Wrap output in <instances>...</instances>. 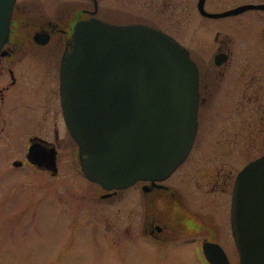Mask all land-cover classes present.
Instances as JSON below:
<instances>
[{
    "label": "rangeland",
    "instance_id": "rangeland-1",
    "mask_svg": "<svg viewBox=\"0 0 264 264\" xmlns=\"http://www.w3.org/2000/svg\"><path fill=\"white\" fill-rule=\"evenodd\" d=\"M14 1L24 7L39 4L43 13L59 14L84 0ZM96 4L99 18L156 25L188 42L193 56L200 53L204 59L209 58L206 37L211 39V24L217 21L206 19L207 25L197 26L179 1L174 2V13L168 12L164 0H97ZM215 6L214 0H205L206 8ZM197 40L201 51L194 47ZM34 58L29 56L27 60ZM23 64L33 67L38 63ZM211 78L208 87L215 91V78ZM259 78L254 72L255 86ZM32 95L27 89L16 88L3 104L11 124L0 128V264H199L198 245L190 242L191 235L183 243H159L140 236L136 232L135 186L100 197L101 189L71 160L67 149L71 150L73 142L63 132H58L56 173L26 161L19 166L11 163L15 158L24 160V138L31 129L22 113L31 115L37 110ZM257 97L244 102L235 97L221 101L217 96L205 100L199 106L193 147L168 181L183 193L190 208L205 217L204 229L217 231L213 238L221 243L228 264L238 261L227 226L230 180L244 162L264 151V95ZM25 102L28 104L23 109ZM218 108L221 114L215 118L212 112ZM220 135L230 138L233 145L222 144L218 151L212 142ZM106 231L120 244L110 243Z\"/></svg>",
    "mask_w": 264,
    "mask_h": 264
},
{
    "label": "water",
    "instance_id": "water-1",
    "mask_svg": "<svg viewBox=\"0 0 264 264\" xmlns=\"http://www.w3.org/2000/svg\"><path fill=\"white\" fill-rule=\"evenodd\" d=\"M13 2L0 0V48ZM96 7L93 0L92 12ZM59 100L85 177L108 189L161 179L181 162L193 139L195 65L185 47L153 25L91 15L74 22L60 57ZM26 158L56 172L54 148L30 142ZM229 220L237 264H264V153L236 172ZM202 247L210 264H228L217 243Z\"/></svg>",
    "mask_w": 264,
    "mask_h": 264
},
{
    "label": "flooded vegetation",
    "instance_id": "flooded-vegetation-1",
    "mask_svg": "<svg viewBox=\"0 0 264 264\" xmlns=\"http://www.w3.org/2000/svg\"><path fill=\"white\" fill-rule=\"evenodd\" d=\"M176 1H179L181 6L183 5L182 9H185L189 16L193 15L196 22H198L197 26H200V23L207 25L205 23L206 19L217 21L211 24V39L209 40L206 37L208 44H206L207 49L205 50L206 52L209 51V58L207 59H204L200 53H197V57L193 56L189 43L179 40L173 33L147 23L176 39L186 48L189 57L194 62L197 100L195 132L185 157L167 176L153 181L137 179L127 187L135 186L134 195L138 216L136 232L140 236L154 239L159 243L166 242V240L183 243L191 235L190 242L198 245L196 257H199V264H210L205 257L202 244L212 242L221 246V243L213 238L214 229L213 232L204 229L203 219L205 217L199 216L197 210L190 208L183 193L174 183L168 181L175 170L185 162L193 147L199 128V106L205 100L217 96L221 101L223 98L232 99L231 97H235L244 102V100L255 99L261 94L264 95V0H214L216 6L212 9L205 7V0H202L200 5H198L199 0ZM164 2L168 3V12L174 13L175 0H164ZM247 4L251 5L246 6ZM37 6L32 7L30 4V6L24 7L22 3H16L15 1L12 5L7 39L0 48V128L6 124L7 126L11 124L9 114H6L3 108L7 94L16 88L17 90L20 88L27 89L31 95L33 92L32 97H35L33 101L36 103L37 110H34L31 115L22 113L23 118L28 121L27 128L31 129L29 132L27 131L28 133L24 138V160L21 161V159L15 158L12 161L18 160L19 164L26 161L33 167L38 168L26 158L27 146L30 142H38L46 148H54L56 164L59 155L58 132L60 131L71 138L72 148L71 150L67 149V151H69L70 158L76 168L81 172L77 144L65 125L59 100V61L61 55L69 47L74 22L88 18L91 15L99 16L95 14L96 11L92 12L93 0H84L79 4H73L66 11H60L62 13L59 12V14L55 12H52L53 14L43 13ZM200 6L206 12L219 14H205L201 11ZM110 19L108 20L110 22L125 23V21H116L115 18ZM197 43L193 46L199 49L201 43H199V40H197ZM20 53L23 54V58L19 57ZM29 56L35 58L30 62L27 60ZM25 59L26 61H24ZM34 62L38 64L33 67L23 64ZM254 72H257L260 76V81H257L256 86ZM211 76L215 78V91H211V88L208 87L212 83ZM27 104L28 102L22 104L23 109L27 107ZM221 110L219 108L213 110L212 116L216 118L221 114ZM206 126L211 127V124ZM263 127L264 125H262ZM205 143L207 144V142ZM212 144L218 151L221 149L222 144L233 145L230 138L221 135ZM262 153L264 151L256 156ZM256 156L249 158L247 161ZM19 164L15 166H19ZM38 169L50 173L44 168ZM238 169L231 177L227 191V226L231 237L230 196L233 180ZM85 178L101 189L99 196L102 198L124 188H103L99 183L87 177ZM106 236H109L107 231L105 232ZM109 242L120 244L119 241L116 242V240L110 239V236ZM223 251L227 256L224 249Z\"/></svg>",
    "mask_w": 264,
    "mask_h": 264
}]
</instances>
